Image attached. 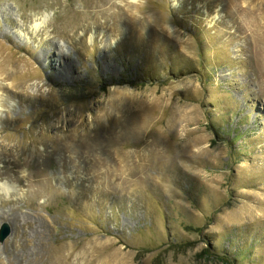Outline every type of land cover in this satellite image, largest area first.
<instances>
[{
	"label": "rangeland",
	"instance_id": "rangeland-1",
	"mask_svg": "<svg viewBox=\"0 0 264 264\" xmlns=\"http://www.w3.org/2000/svg\"><path fill=\"white\" fill-rule=\"evenodd\" d=\"M229 259L264 264V0H0V264Z\"/></svg>",
	"mask_w": 264,
	"mask_h": 264
},
{
	"label": "bare ground",
	"instance_id": "bare-ground-1",
	"mask_svg": "<svg viewBox=\"0 0 264 264\" xmlns=\"http://www.w3.org/2000/svg\"><path fill=\"white\" fill-rule=\"evenodd\" d=\"M138 29V28H137ZM46 47H47V50H51V48H56V45L51 43V42H46ZM60 51V49H59ZM61 52V51H60ZM48 58H52L54 60V55H52V53H49L47 52V55H46ZM57 59L58 60H64L65 59V64L63 66V69L61 70V74L63 76V78H67L69 74H73V71H74V67H73V63L72 61L69 59L68 56L64 55L62 52L57 56ZM110 67V65H109ZM108 68V67H107Z\"/></svg>",
	"mask_w": 264,
	"mask_h": 264
},
{
	"label": "water",
	"instance_id": "water-1",
	"mask_svg": "<svg viewBox=\"0 0 264 264\" xmlns=\"http://www.w3.org/2000/svg\"><path fill=\"white\" fill-rule=\"evenodd\" d=\"M8 236V227H4L1 232V240L3 241Z\"/></svg>",
	"mask_w": 264,
	"mask_h": 264
},
{
	"label": "trees",
	"instance_id": "trees-1",
	"mask_svg": "<svg viewBox=\"0 0 264 264\" xmlns=\"http://www.w3.org/2000/svg\"><path fill=\"white\" fill-rule=\"evenodd\" d=\"M229 264H235L232 260L229 259L228 261Z\"/></svg>",
	"mask_w": 264,
	"mask_h": 264
}]
</instances>
